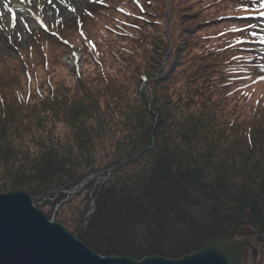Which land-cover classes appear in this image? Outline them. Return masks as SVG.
I'll use <instances>...</instances> for the list:
<instances>
[{
	"label": "trees",
	"instance_id": "1",
	"mask_svg": "<svg viewBox=\"0 0 264 264\" xmlns=\"http://www.w3.org/2000/svg\"><path fill=\"white\" fill-rule=\"evenodd\" d=\"M222 1L249 8L253 0ZM229 23L244 27L224 35L240 42L214 52L251 54L231 62L264 77L249 49L250 22ZM139 29L111 33L132 40ZM152 44L128 80L87 86L81 73L79 92L50 79L33 88L34 74L24 86L20 75L0 81V195L28 193L43 209L83 185L68 231L103 256L180 259L241 221L264 237V109L246 119L227 114L207 87L214 69L206 63H193L182 83L174 79L186 39L175 43L164 31ZM43 66L50 73L52 60Z\"/></svg>",
	"mask_w": 264,
	"mask_h": 264
},
{
	"label": "rangeland",
	"instance_id": "2",
	"mask_svg": "<svg viewBox=\"0 0 264 264\" xmlns=\"http://www.w3.org/2000/svg\"><path fill=\"white\" fill-rule=\"evenodd\" d=\"M168 1L143 0L144 13L143 9H137L131 0H104L110 6L103 7V10L98 9L96 15L93 10L89 11V18L82 16L84 10L91 6L88 0H31V3L13 0L12 6L23 7L27 15H22L15 8H11L12 11L9 12L4 4L0 3V15L5 19V22L0 20V81L14 79L20 75L21 84L24 86L27 84L26 71L30 70V74L35 77L33 88L50 79L54 84H64L79 92L77 79L80 75L76 70L79 67L87 86L98 83L100 78L114 80L118 77L128 80L132 77L130 72L136 64L152 53V43L157 33L166 31L175 43L186 39L188 45L183 51V65L174 76V79H179V83L192 72L193 63H206L210 69H214L207 87L217 94L214 100L223 102L227 114L246 119L256 110L264 109V79L255 77L247 68L239 73L240 65L231 62L233 59H247V55L227 52L225 56H219L214 52L232 40L229 35L223 37L222 34L233 32V28L240 29L241 27L229 25V22L231 18L244 12L239 7L233 8L232 3L222 0H172L173 8L167 4ZM124 9L136 14L137 18L145 16L146 21L138 20L136 24L137 18L131 16L128 19L130 15L122 13ZM169 10H172V15L166 18ZM39 13L51 32H56L65 41L68 40L69 49L39 31L42 27L35 19ZM81 17H84V22L81 21L83 26L78 22ZM219 18L224 21L218 22ZM39 20L42 19L39 17ZM123 21L127 23L124 25ZM155 21H159L158 26L151 24ZM43 24L49 29L47 24ZM116 25L125 30L138 25L140 29L132 32L136 36L132 40L118 39L110 30ZM186 34L189 35L188 39ZM90 40L94 41L95 46ZM86 47H92L89 50H94V55L90 54ZM71 53L77 55L71 56ZM51 58L53 66L50 67L49 73L43 64L46 59ZM60 58L62 65L55 63ZM74 60L77 61L76 65ZM261 60L264 62V57ZM98 61L104 64V68L97 66ZM227 62L228 65L225 64ZM25 63H28L29 69L28 66L25 67ZM215 65L218 68L216 70ZM83 188L84 186L80 185L75 190L66 192L65 200L59 204L43 206L40 203L44 207L42 210L47 216H51L54 222L62 223L71 231L73 225L77 224L75 212L83 207L84 195L75 200L76 194L86 193ZM236 238L238 239L237 236ZM250 241L255 244L254 238ZM261 261L250 255L246 264H259Z\"/></svg>",
	"mask_w": 264,
	"mask_h": 264
},
{
	"label": "water",
	"instance_id": "3",
	"mask_svg": "<svg viewBox=\"0 0 264 264\" xmlns=\"http://www.w3.org/2000/svg\"><path fill=\"white\" fill-rule=\"evenodd\" d=\"M246 223L210 240L202 251L179 260L160 256L141 261L102 256L62 224L53 222L28 193L0 195V264H246L247 244L236 236L251 235Z\"/></svg>",
	"mask_w": 264,
	"mask_h": 264
},
{
	"label": "flooded vegetation",
	"instance_id": "4",
	"mask_svg": "<svg viewBox=\"0 0 264 264\" xmlns=\"http://www.w3.org/2000/svg\"><path fill=\"white\" fill-rule=\"evenodd\" d=\"M254 238L255 244L251 243V239ZM241 241L247 243L249 255L252 258L257 259L259 264H264V237H261L258 232H254L250 236H244L239 238Z\"/></svg>",
	"mask_w": 264,
	"mask_h": 264
},
{
	"label": "bare ground",
	"instance_id": "5",
	"mask_svg": "<svg viewBox=\"0 0 264 264\" xmlns=\"http://www.w3.org/2000/svg\"><path fill=\"white\" fill-rule=\"evenodd\" d=\"M23 1L25 3H31V0H30V2L29 1H25V0H23ZM12 2H13V0H0V3H3L4 5L7 4L8 7H10V8H15V10L20 12L22 15H24V13L27 15L26 10L23 7H19V6L13 7L12 4H11ZM1 12H2V9L0 8V13ZM2 18H4V16L0 15V20L5 22V19H2Z\"/></svg>",
	"mask_w": 264,
	"mask_h": 264
},
{
	"label": "snow or ice",
	"instance_id": "6",
	"mask_svg": "<svg viewBox=\"0 0 264 264\" xmlns=\"http://www.w3.org/2000/svg\"><path fill=\"white\" fill-rule=\"evenodd\" d=\"M101 2H102V0H101ZM133 2H134V3H137V0H133ZM4 7H5L9 12L12 11L11 8H9L7 4H5ZM241 10H242V11H248V9H246V8H242ZM121 11H122V9H121ZM258 11H259V15H260V16H264V5H261V7H260V9H259ZM232 31H233V32H237V31H239V32H243L244 30H243V29H239V28H233ZM239 42H240V41H238V43H239ZM262 42H264V41H262ZM261 79H264V77H261Z\"/></svg>",
	"mask_w": 264,
	"mask_h": 264
}]
</instances>
